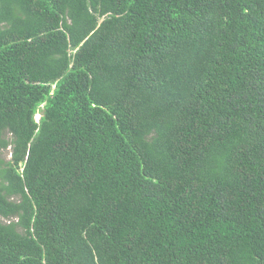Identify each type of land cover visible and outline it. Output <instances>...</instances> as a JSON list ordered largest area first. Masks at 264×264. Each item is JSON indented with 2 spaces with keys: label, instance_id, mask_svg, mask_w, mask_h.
Masks as SVG:
<instances>
[{
  "label": "trees",
  "instance_id": "1",
  "mask_svg": "<svg viewBox=\"0 0 264 264\" xmlns=\"http://www.w3.org/2000/svg\"><path fill=\"white\" fill-rule=\"evenodd\" d=\"M0 217V264H264V0H0Z\"/></svg>",
  "mask_w": 264,
  "mask_h": 264
},
{
  "label": "rangeland",
  "instance_id": "2",
  "mask_svg": "<svg viewBox=\"0 0 264 264\" xmlns=\"http://www.w3.org/2000/svg\"><path fill=\"white\" fill-rule=\"evenodd\" d=\"M40 116H41L40 114H38L36 116L37 120L40 119ZM3 157L7 160H10L12 158V148L11 147L9 149L3 151ZM2 220H3V218L0 217V221H2Z\"/></svg>",
  "mask_w": 264,
  "mask_h": 264
}]
</instances>
